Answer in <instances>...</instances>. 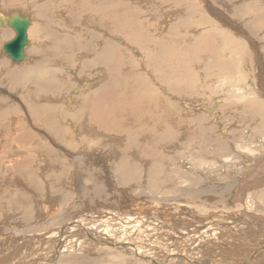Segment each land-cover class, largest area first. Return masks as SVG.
<instances>
[{"label": "rangeland", "instance_id": "rangeland-1", "mask_svg": "<svg viewBox=\"0 0 264 264\" xmlns=\"http://www.w3.org/2000/svg\"><path fill=\"white\" fill-rule=\"evenodd\" d=\"M92 1L89 0L88 5L84 6L81 0H0V18L3 15L17 12L22 16H29L31 19L27 30L29 31L30 46L25 47V60L21 63H13L4 54L2 47L6 41L8 42L13 37V31L6 23L5 27L0 26V234L2 233L0 236L7 237L6 244L11 242L9 236L14 237L18 234L20 236L22 231L21 236L26 232L29 234L30 225H35L37 230L50 228L52 218L48 217V213L60 216L59 223L55 221L53 225L56 226L65 220H72L76 214L89 211L88 214L91 217L96 216V220L92 221L95 228L102 227L104 232L116 234L115 237L124 235V239L133 244L146 233H155L149 231L154 228L151 224L155 219L163 217L167 221L169 220L168 225L171 231L163 228L166 223L161 221V227L156 232L157 234L151 237L155 240L157 236L162 238L157 239L161 244L156 245V254L157 251L164 250V247H172L171 242L176 240L173 242V248H177L178 252L184 250L183 252L192 260L196 261L200 259L199 257H205L203 254L210 255L208 258L217 257L219 259L221 257L218 255L224 253V250L227 252V249L231 248L230 244L234 247L238 245V236L235 237L238 234L237 216L240 212L238 200L235 197L238 184L247 177V174L257 169L258 165L261 166V161L264 159V96L256 93L259 89L258 84L263 81L262 75H264V0H120L126 5L125 8L120 9L123 17L134 20L132 26L137 30L140 24L141 40L145 42L144 44L138 43L140 46L134 45L126 36L113 32L109 23H104L102 28L92 22L89 12ZM115 1L117 0H110L112 6H115ZM128 6L130 8L127 10ZM143 6L145 7L143 8ZM117 8L119 10V7ZM113 9L115 10V8ZM259 16L261 20L258 18ZM160 25L164 27L160 28ZM222 33L224 38H221ZM230 33L233 34L235 40L232 36L231 39ZM219 36L226 43L225 46L220 44L222 41L218 39ZM226 38L228 42H226ZM103 44L119 47L122 53L118 58L122 61L120 66L124 71H130L128 74H117L112 69V80L114 82L122 81L123 76L128 81L129 87L126 88L128 95L131 94L140 101L139 108L143 113L156 114L157 116L161 112L164 117L169 116V125L176 126L177 130L174 128L173 131L177 132L176 135L180 140L160 137L166 131L159 127L157 129L158 136L149 138V134L144 132L138 138L136 147H133L128 145L126 136L123 134L101 133L102 135H100L92 133L94 131L90 125L80 124L85 115L80 116L78 122L72 118V115L79 112L77 110L81 103L80 97L86 99V103L94 104L87 99V95L110 83L106 69L110 66L114 68L116 62L113 54L107 62L104 61L106 54L102 51ZM237 44L246 46L243 52L239 50L240 56H238V50L234 49ZM223 46L224 48H222ZM247 48H249L248 51ZM102 60L105 64H102ZM157 60L159 64L156 63ZM35 66L37 68H34ZM183 66L184 68H182ZM86 82L91 83L90 87L92 88H86ZM249 84L256 88V92H254L255 89L252 90L249 87ZM222 86L225 87L222 88ZM77 88L80 92H73ZM224 88L226 89L224 90ZM68 98L71 99L73 105L67 102ZM218 99L223 102L216 103ZM159 100L164 102L160 103ZM194 105H197L196 108ZM49 107L53 115H58L55 118L58 117L59 123L61 120L60 126L71 133V136H67V142L74 146H67L66 141L64 144L60 139L55 140L49 134L51 133L47 130L49 117L46 118L50 114H46ZM152 110H155V113ZM163 113H167L166 116ZM252 113L259 118L251 119ZM65 115L68 116L66 120H64ZM245 115L250 117L246 119ZM34 116L38 117L36 120L43 121H36ZM14 119L16 120L14 121ZM84 120L87 119L84 118ZM249 122L252 123L249 124ZM85 126L88 128V130L86 129L88 133L78 136V132ZM153 126L147 127L148 130ZM26 132L29 133L28 136L35 137L37 142H33L34 138L32 140L28 137L24 138L23 135ZM114 138L119 139L118 143L113 141ZM183 139L184 143L181 141ZM104 143L106 144L104 145ZM34 144L51 147V150L60 153L59 155L54 152L59 158H55L53 155L50 159L43 154L39 155L41 160L35 158L34 154L38 152L35 150ZM133 148L134 150H132ZM148 149L154 152L155 164H152L149 155L142 154L143 150L147 152ZM124 150L129 151V157L131 156L128 159L129 162L139 166L136 170L135 167L131 170L128 179H126L128 176L125 177L124 173L117 169V163ZM72 153L77 156L80 154L77 158L81 159L73 162ZM29 155L35 158L34 161L32 160L33 163L28 160ZM160 158L163 162L160 161ZM89 159L92 161L90 165ZM63 162L66 164L65 169H63ZM67 162L71 164L67 166ZM77 164L80 165L78 167L84 168V172L79 173L82 177L81 181L77 178L78 173L75 171ZM189 164L190 166H188ZM118 173L122 176H119ZM143 173L146 177H143ZM137 175L138 179L141 176L145 179H140L143 180L140 181L134 177ZM152 175L154 177H151ZM87 178L98 181V188H102L101 194L91 193L86 198L80 197L79 189L81 187L92 192L91 182ZM151 178L155 179L150 181ZM145 180L152 182L151 184L155 187L158 186V191L152 189L154 186H150V183H146ZM154 181L155 183H153ZM148 183L149 185L146 187L145 185ZM247 189L249 191L245 190V194L263 190L262 186L261 188L248 186ZM19 194L27 196L29 200L18 199ZM12 199L23 205L25 209L23 208L21 211L13 203L8 205V200ZM259 210L261 207H255V211ZM246 212L251 213L249 209H246ZM193 214L197 216L196 219L193 218ZM248 215L253 217L251 214ZM216 216H218L220 224L216 223L215 219H211ZM255 217L260 218V216ZM147 218H150L151 222V224H147L149 229L146 227ZM103 220L104 222H102ZM255 220L253 223L258 229L262 225L259 224L258 219L255 218ZM156 223L154 222V225ZM221 226H226L224 229L222 227V232L219 228ZM229 227L231 229H227ZM233 229L236 230L232 231ZM37 230L33 229L31 232H38ZM228 230L231 231L228 232ZM215 231L222 234L216 233L218 236H210ZM167 234H170L169 237ZM187 234L197 237L202 234L204 236L203 243L195 242L194 240L197 238L188 240ZM260 235L263 237V232ZM260 235L255 239V244L257 243V246L254 244L253 247L255 250L261 243H264V237L262 238ZM223 236L228 240L222 246L223 243L220 240L216 242V240ZM170 238L172 240L166 241ZM210 242L220 243L221 250L214 248L212 246L214 244ZM228 242L230 243L228 244ZM1 246L2 244H0V248H2ZM72 247L71 255L64 253L62 260L66 257L70 260L73 258L71 256H81V258L85 257L86 264H102L104 261H106L105 264H132L126 258L129 256L125 253L118 257L120 254L117 256L112 250L100 248L99 251L98 248L97 251L96 248L86 247L83 242L82 246L76 242ZM183 247L184 249H182ZM77 248L79 252L74 251L78 250ZM185 248L189 250H185ZM22 250L21 248L20 253ZM105 251L107 252L105 253ZM102 252L103 254H101ZM42 253L45 254L43 257L51 259L49 257L52 254L51 249L43 250ZM243 254L248 255V251ZM172 257V255L169 256V258ZM109 259L110 261H108ZM219 263L226 264L224 260L223 262L219 260ZM134 264L137 263L134 262Z\"/></svg>", "mask_w": 264, "mask_h": 264}, {"label": "bare ground", "instance_id": "bare-ground-1", "mask_svg": "<svg viewBox=\"0 0 264 264\" xmlns=\"http://www.w3.org/2000/svg\"><path fill=\"white\" fill-rule=\"evenodd\" d=\"M18 1V0H17ZM27 1V0H26ZM48 1V0H47ZM82 1V5L86 6L88 5L89 3V0H81ZM132 1V0H131ZM136 1V0H135ZM207 1V0H206ZM24 2V1H23ZM22 2V3H23ZM126 2V1H125ZM35 3V2H34ZM48 3V2H47ZM128 3V2H127ZM3 4V3H2ZM1 4V5H2ZM16 4V3H15ZM20 4V3H19ZM115 6H112V3H110V0H93L92 1V6H90L89 8V12H90V16H91V21L92 22H95L97 25H99L100 27L103 26L104 23H109L113 29V32L117 33L118 35H124L126 36L130 41L133 42V44L135 45H138L140 46L139 44H144L145 42L143 40H141V37L140 36V24H139V29L137 30L136 28H134L132 25L134 23V20H132L131 18H124L123 17V13L122 11H120L121 8H125V4L120 1V0H117L115 1ZM192 4V3H191ZM6 5V4H5ZM18 5V4H17ZM39 5V4H38ZM1 7V6H0ZM19 7V6H18ZM119 7V10L118 8ZM141 7V6H140ZM145 6H143L144 8ZM260 7V6H259ZM30 8V7H29ZM40 8V7H38ZM115 8V10L113 9ZM130 7L128 6L126 9L128 10ZM8 9V8H7ZM17 9V8H16ZM255 9V8H254ZM33 10V9H31ZM35 10V9H34ZM37 10V9H36ZM35 10V11H36ZM260 10V9H259ZM3 11V9H2ZM18 11V10H17ZM83 11V10H82ZM125 11V10H124ZM5 12V11H4ZM9 12V11H8ZM84 12V11H83ZM146 12V11H145ZM2 13V12H1ZM33 13V12H32ZM11 14V13H10ZM264 14V13H263ZM219 15V14H218ZM6 16V15H4ZM221 16H222V13H221ZM256 16V15H255ZM264 16V15H263ZM129 17V16H128ZM140 17V16H139ZM218 17V16H217ZM223 17V16H222ZM34 18V17H33ZM32 18V20H33ZM151 18V17H150ZM260 19V16L258 17ZM217 19V18H216ZM227 19V18H226ZM31 20V19H30ZM223 20V19H221ZM261 20V19H260ZM220 21V20H219ZM224 21H227V20H224ZM259 21V20H258ZM6 22H4V25H5ZM212 23V22H211ZM222 23V22H221ZM223 24V23H222ZM229 24V23H227ZM178 25V24H177ZM6 26V25H5ZM4 26V27H5ZM163 25H160L159 27L161 28ZM227 26V25H225ZM164 27V26H163ZM193 27V26H192ZM228 27V26H227ZM230 27V26H229ZM103 28V27H102ZM232 28V27H231ZM94 29V28H93ZM163 29V28H162ZM5 30V29H4ZM177 30V28H176ZM181 30V29H180ZM229 30V29H228ZM233 30V29H232ZM172 31V30H171ZM219 31V30H218ZM221 31V30H220ZM208 32V31H207ZM222 32V31H221ZM180 33V32H179ZM226 33V32H225ZM220 34V33H219ZM227 34V33H226ZM11 35V34H10ZM12 35L14 36V32L12 33ZM104 35V34H103ZM198 35V34H197ZM201 35V34H200ZM204 35V34H203ZM209 35V34H208ZM228 35H229V32H228ZM233 35V34H232ZM231 33H230V37L232 36ZM239 35V34H238ZM212 36V35H211ZM223 36V33L221 35V38H224L222 37ZM200 37V36H199ZM233 37V36H232ZM231 37V39H232ZM13 38V37H12ZM11 38V39H12ZM27 38H28V42H29V31H27ZM120 38V37H119ZM118 38V39H119ZM198 38V37H197ZM220 36H219V40H221ZM234 38V37H233ZM261 38V37H260ZM10 39V40H11ZM113 40V39H112ZM198 40V39H197ZM225 40H227L226 42H228V39L226 38ZM235 40V38H234ZM239 40V41H238ZM236 41L240 42V39H238ZM222 41V40H221ZM224 41V40H223ZM222 41V43L220 42V44H225ZM250 41V40H249ZM7 42V41H6ZM104 42V41H103ZM233 43H238V42H235V41H232ZM242 42V40H241ZM246 43V41H244ZM251 42V41H250ZM264 42V41H263ZM102 43V42H100ZM106 43V42H105ZM139 43V44H138ZM216 43V42H215ZM230 43V42H229ZM5 44V43H4ZM119 44V43H118ZM197 44V43H196ZM199 44V43H198ZM228 44V43H227ZM232 44V43H231ZM241 44V43H239ZM237 44V46L234 47V49L238 50V56H240V51L243 52L244 49H246L244 45H239ZM253 44V43H252ZM104 47L102 49V51L106 54V59H104V61L107 62V60H109L113 54L114 58H115V62H116V65L114 68H111L108 67L107 70V75L110 77V83L103 86L102 88L98 89V90H93L94 92L93 93H89L87 95V99H89V101H92L94 104L92 103H86V99H81L80 97V105L78 107V110L79 111L76 115H72V118L75 119V121L78 122V120H80V116H84L82 121L80 122V124H88L92 127V133H96V134H100L102 135L101 133H106L107 135L109 134H115V135H121L123 134L124 136H126V139H127V143L128 145H132L133 147H136V144H137V141H138V138L140 136L143 135L144 132H147L149 134V138L150 137H155V135H157V129L159 127L163 128L166 133L162 134L160 137H163V138H171L172 139H176L178 140L179 137H177L175 131H173V129L175 128L176 129V126L172 127L169 125L170 121L168 120V117H164L162 115L161 112L160 115L156 116L153 115V114H145L143 113V111H141V109L139 108L141 105H139L140 101L136 100L134 96H131L128 95V91L126 88L129 87V84H128V81L122 76L121 80L122 81H116L114 82L111 78V73L113 72V70H115V72H117V74H128V72L130 73V71H127L126 70L124 71L123 68H121L122 66H120V63L122 62L119 58V56H121V49L119 47H115V46H108L106 44H103ZM122 45V44H121ZM181 45V44H180ZM201 45V43H200ZM230 45V44H229ZM254 45V44H253ZM30 46V42H29V45ZM123 46V45H122ZM194 46H195V43H194ZM193 46V47H194ZM224 46L222 48H224ZM227 46V45H226ZM242 46V47H241ZM191 47V46H190ZM196 47V46H195ZM27 48V47H26ZM26 48H24V54H26ZM130 48V47H129ZM192 48V47H191ZM200 48V47H199ZM221 48V47H220ZM144 49V48H143ZM142 49V50H143ZM147 49V48H146ZM229 49V48H228ZM233 49V48H232ZM249 48H247V51H248ZM149 50V49H148ZM182 50V49H181ZM203 50V49H202ZM240 50V51H239ZM154 52V51H153ZM161 52V51H160ZM174 52V51H172ZM180 52V51H179ZM216 52V51H215ZM246 52V51H245ZM155 53V52H154ZM153 53V54H154ZM165 53V52H164ZM166 53H169V52H166ZM177 53V52H176ZM141 54V53H140ZM146 54V53H145ZM144 54V55H145ZM170 54H173V53H170ZM179 54V53H178ZM237 54V53H236ZM162 55V54H160ZM165 55V54H164ZM197 55V54H196ZM260 55V54H259ZM258 55V56H259ZM80 56V55H79ZM159 56V55H158ZM183 56V55H182ZM235 56V54H234ZM237 56V57H238ZM84 57V56H83ZM160 57V56H159ZM174 57V56H173ZM136 58V57H135ZM167 58V57H166ZM178 58V57H177ZM233 58V57H232ZM138 59V57H137ZM146 60V59H145ZM159 60V59H158ZM157 60L156 63H158L159 61ZM161 60V58H160ZM102 60V64H105ZM140 61V60H139ZM143 61V59H142ZM177 61V60H176ZM220 62V60H219ZM149 64V62H147ZM155 63V62H154ZM153 63V64H154ZM155 63V64H156ZM184 63V62H183ZM152 64V63H151ZM159 64V63H158ZM174 64V62H173ZM211 64L212 61H211ZM215 64V63H214ZM147 65V64H146ZM164 65V64H163ZM34 68H37V66H35ZM176 68V67H175ZM184 68V66L182 67ZM187 68V67H186ZM113 69V70H112ZM38 70V69H36ZM154 70V69H153ZM180 70V68H179ZM157 71V70H156ZM168 71V70H167ZM170 71V70H169ZM104 72V71H102ZM147 73V71H146ZM175 73V72H174ZM24 74V73H23ZM27 76V74H25ZM106 75V74H105ZM147 75V74H146ZM176 75V74H175ZM29 77V75L27 76ZM117 77H120V76H117ZM160 77V76H159ZM168 78V77H167ZM101 79V78H100ZM115 79V78H114ZM161 79V78H160ZM262 79H263V84H258V90L256 92V88H254L253 85L249 84V87L252 88V90H254V92L256 93H259L258 95L260 96H264V75H262ZM218 80V79H217ZM33 81V80H32ZM31 81V82H32ZM169 81V80H167ZM178 82V81H177ZM89 82H86L85 83V86L86 88L87 87H90L91 83L88 84ZM99 84V83H98ZM75 86V85H74ZM198 86L200 87V85L198 84ZM202 86V85H201ZM121 87V88H119ZM198 87V88H199ZM217 87V86H216ZM225 87V86H222V88ZM92 88V87H90ZM96 88V87H95ZM94 88V89H95ZM115 88H118V89H114ZM201 88V87H200ZM203 88V87H202ZM221 88V87H220ZM227 88V87H226ZM224 88V90L226 89ZM44 89V88H43ZM89 89V88H88ZM219 89V88H218ZM78 91V88L75 89ZM162 90V89H160ZM228 90V89H227ZM226 90V91H227ZM76 91V93H77ZM82 91V90H81ZM203 91V90H202ZM220 92V90H218ZM223 91V90H222ZM221 91V92H222ZM230 91V89H229ZM250 91V90H249ZM80 92V90L78 91ZM86 93V92H85ZM224 93V92H222ZM83 94V93H82ZM79 95H81L79 93ZM225 95V94H224ZM41 97V96H39ZM229 97V96H228ZM41 99V98H40ZM57 99V98H56ZM233 99V98H232ZM161 100H159L160 102ZM219 103H222L223 101H221V99H218L217 100ZM67 102H69L70 104H72V101L70 98L67 99ZM155 102V101H154ZM164 102V101H163ZM163 102H160V103H163ZM247 102V101H246ZM44 103V102H43ZM239 103V102H238ZM155 104V103H153ZM159 104V103H158ZM73 105V104H72ZM145 105V104H143ZM152 105V104H151ZM240 105V104H239ZM252 105V104H251ZM255 105V104H254ZM197 106V105H196ZM196 106L194 105V107L196 108ZM247 106V104H246ZM67 107V106H66ZM164 107V106H163ZM241 107V106H240ZM54 108V107H53ZM142 108V107H141ZM159 108V107H158ZM223 108V107H222ZM242 108V107H241ZM47 109V108H45ZM49 111L46 113L49 117V124H48V132H51L49 134L52 135V137L55 139V140H61L64 144H65V141H66V145L67 146H74L73 144L71 143H68V135L71 136V133L67 132V130H65L64 128H62L60 126V123H61V120H60V123L58 122L57 118H55V116H58V115H53V113L51 112L52 110H50V107L48 108ZM68 109V108H67ZM152 109V108H151ZM157 109V108H156ZM160 109V108H159ZM162 106H161V110H162ZM254 109V108H253ZM256 109V108H255ZM264 109V108H263ZM54 110V109H53ZM236 110V108H235ZM56 112V110H54ZM53 111V112H54ZM153 111V110H152ZM160 111V110H159ZM244 111V109H243ZM164 112V111H163ZM153 113H155V110L153 111ZM243 113V112H242ZM251 113V112H250ZM256 113L257 110H256ZM164 114V113H163ZM167 114V113H166ZM166 114H164L166 116ZM169 114V113H168ZM202 114V113H201ZM63 115V114H62ZM162 115V116H161ZM199 115V114H198ZM241 115V114H240ZM171 116V115H170ZM246 116V115H245ZM36 117V116H34ZM33 117V118H34ZM198 117H201V116H198ZM250 117V116H248ZM246 116V119L248 118ZM262 117V116H261ZM2 118V117H1ZM5 118V116H4ZM12 118V117H11ZM38 117L34 118L35 120L37 119ZM46 118H43V119H46ZM68 118L67 115H65L64 117V120H66ZM87 119L86 121L84 120ZM203 118V117H202ZM253 118H259L256 114L253 115L252 113V117L251 119ZM13 119V118H12ZM170 119V118H169ZM186 119V118H184ZM245 119V118H244ZM2 120V119H1ZM16 119H14L15 121ZM62 120H63V116H62ZM172 120V119H171ZM197 120V118H196ZM249 120V119H248ZM10 121V120H9ZM28 121V120H27ZM36 121H43L41 119L39 120H36ZM45 121V120H44ZM47 121V120H46ZM194 122V120H192ZM203 121V120H202ZM247 121V120H246ZM246 121H245V124H246ZM256 121V120H255ZM7 123H9L8 121H6ZM13 122V121H12ZM172 122V121H171ZM185 122V121H184ZM192 122V124L194 125V123ZM243 122V121H242ZM248 122V121H247ZM16 123V122H15ZM64 123V122H62ZM197 123V122H196ZM252 123V122H249V124ZM256 123V122H255ZM253 123V124H255ZM264 123V122H263ZM13 124V123H12ZM40 124V123H39ZM8 125V124H7ZM15 125V124H14ZM41 125V124H40ZM153 126L151 129L147 127H150V126ZM181 125V123H180ZM183 125V124H182ZM186 125V124H185ZM183 125V126H185ZM190 125V124H189ZM205 125H207L205 123ZM204 125V126H205ZM252 125V124H251ZM64 126V124H63ZM66 126V125H65ZM253 126V125H252ZM4 127V126H3ZM14 127V126H13ZM35 127V126H34ZM79 127V126H78ZM179 127V126H178ZM177 127V128H178ZM194 127V126H193ZM207 127V126H205ZM7 128V127H6ZM36 128V127H35ZM62 128V129H61ZM71 128V127H70ZM99 128V129H98ZM183 128V127H182ZM185 128V127H184ZM183 128V129H184ZM188 128V127H187ZM190 128V127H189ZM258 128V127H257ZM34 129V128H33ZM86 129L88 130L87 126L83 127L79 132H78V136H82L83 134H86L88 132H86ZM162 129V130H163ZM192 131H193V128H191ZM1 130V129H0ZM9 130V129H8ZM76 130V129H75ZM74 130V131H75ZM177 130V129H176ZM181 130V129H179ZM189 130V129H188ZM10 131V130H9ZM42 131V130H41ZM133 131H135V133H133ZM168 131V133H167ZM187 131V129H186ZM185 131V132H186ZM201 131V130H200ZM249 131V130H247ZM256 131V130H255ZM7 132V131H6ZM175 132V133H174ZM191 132V131H190ZM204 132V131H203ZM208 132V130H207ZM220 132L222 134H224V132L222 130H220ZM5 133V132H4ZM90 133V131H89ZM188 133V132H186ZM201 133V132H200ZM209 133V132H208ZM207 133V134H208ZM249 133V132H248ZM22 134V133H21ZM29 133L26 132L24 136L25 137H28L30 138L31 140L34 138L33 142L36 143L37 140L35 139V137L33 136H28ZM39 134V133H38ZM210 134V133H209ZM208 134V135H209ZM50 135V136H51ZM73 135V134H72ZM76 135V136H77ZM93 135V134H92ZM99 135V136H100ZM187 135V134H185ZM17 136V135H16ZM22 136V137H23ZM105 136V135H104ZM158 136V135H157ZM21 137V135H20ZM51 137V138H52ZM63 139H62V138ZM67 137V138H66ZM186 137V136H184ZM190 137V136H189ZM198 137V136H197ZM201 137V136H200ZM207 137V136H206ZM209 137V136H208ZM263 137V136H262ZM72 138V137H71ZM111 138V137H110ZM113 138V137H112ZM158 138V137H157ZM178 138V139H177ZM211 138V137H210ZM244 138V137H243ZM257 138V136H256ZM46 139V138H45ZM44 139V140H45ZM48 139V138H47ZM160 139V138H159ZM200 139V138H199ZM202 139V138H201ZM212 139V138H211ZM258 139V138H257ZM264 139V138H263ZM79 140V139H78ZM94 140V139H93ZM150 140V139H149ZM180 140V139H179ZM189 140V139H188ZM204 140V139H203ZM207 140V139H206ZM251 140V139H250ZM73 141V139H72ZM80 141V140H79ZM113 141H116L118 143L119 139L117 138H114ZM164 141V140H162ZM183 141L184 143V139L181 140ZM180 141V143H181ZM219 141V140H218ZM247 141V140H246ZM249 141V140H248ZM52 142V141H50ZM57 142V141H56ZM179 142V141H178ZM186 142V141H185ZM192 142V140H191ZM213 142V141H212ZM220 142V141H219ZM250 142V141H249ZM259 142V141H258ZM59 143V141H58ZM57 143V144H58ZM99 143V142H98ZM102 143V142H101ZM188 143V142H187ZM210 143V142H209ZM239 143V142H238ZM237 143V144H238ZM264 143V142H263ZM41 144V143H40ZM106 143H104L105 145ZM182 144V143H181ZM236 144V145H237ZM255 144V142H254ZM260 144V143H259ZM19 145V144H18ZM29 145V144H27ZM33 145V144H32ZM35 145V144H34ZM124 145V144H123ZM183 145V144H182ZM217 145V143H216ZM232 145V144H231ZM118 146V145H117ZM180 146V144H179ZM32 147V146H31ZM108 147V146H107ZM111 147V146H110ZM109 147V148H110ZM153 147V146H152ZM163 147V146H162ZM183 147V146H182ZM181 147V148H182ZM217 147V146H216ZM215 147V148H216ZM261 147V146H260ZM264 147V146H263ZM35 150L38 152L37 154H34L35 155V158H38L39 160L40 157L39 155L40 154H43L45 157L47 158H50L52 159V156L54 155L55 158H59L58 155H56L54 152L58 153L56 150H51L49 147L47 146H37L35 145L34 146ZM60 148V147H59ZM62 148V147H61ZM108 148V149H109ZM119 148V146H118ZM124 148V147H123ZM129 148V146H128ZM158 148V147H156ZM180 148V147H179ZM207 148V147H206ZM228 148V147H227ZM17 149V148H16ZM58 149V148H56ZM68 149V148H66ZM106 149V148H105ZM116 149V148H115ZM125 149V148H124ZM130 149V148H129ZM153 149V148H151ZM151 149H148L149 151L146 152V150H143V153L141 151L142 154H146V155H149L151 160H152V164H155L154 163V152L151 151ZM234 149V148H233ZM236 149V148H235ZM92 150V149H91ZM94 150V149H93ZM101 150V148H100ZM127 150V149H126ZM134 150V148L132 149ZM210 150V149H209ZM218 150V149H216ZM229 150V149H228ZM20 151V150H19ZM33 151V150H32ZM59 151V149H58ZM85 151V149H84ZM113 151H114V147H113ZM187 151V149H186ZM198 151V149H197ZM205 151V149H204ZM215 151V150H214ZM18 152V151H17ZM60 152V151H59ZM67 152V151H66ZM82 152V151H81ZM80 152V154H81ZM102 152V151H101ZM117 152V151H116ZM129 151H122L121 153V159L120 161H118V171L124 173L126 179L129 178V176L131 175V170L135 167V170L137 168H139V166H135L133 164H131L129 162ZM136 152V151H134ZM138 152V151H137ZM237 152V151H235ZM27 153V152H26ZM69 153V152H68ZM207 153V152H206ZM219 153V152H218ZM60 155V153H58ZM79 154V155H80ZM110 154V153H108ZM157 154V153H156ZM181 154V152H180ZM33 155V154H31ZM29 155L28 157V160L30 162H32V160L34 161L35 158H32V156ZM78 155V156H79ZM90 155V154H88ZM107 155V154H106ZM158 155V154H157ZM201 155V154H200ZM203 155V154H202ZM77 155L73 154L72 153V159H73V162H76L78 160H80L81 158H77L78 157ZM92 156V155H91ZM148 156V157H149ZM146 157V156H145ZM221 157V156H220ZM108 158V156H107ZM49 159V160H50ZM67 159V158H66ZM132 159V158H131ZM159 159V158H158ZM157 159V160H158ZM48 160V159H46ZM138 160V159H137ZM156 160V159H155ZM140 161V160H139ZM160 161L163 162L160 158ZM159 161V163H160ZM183 161V160H182ZM181 161V162H182ZM24 162V161H23ZM49 162V161H48ZM51 162V160H50ZM134 162V161H133ZM132 162V163H133ZM138 162V161H137ZM157 162V161H156ZM180 162V163H181ZM261 166L258 165V168L253 170L250 174H245L247 177L241 181L239 184H238V190H236L235 192V197L236 199L238 200V208L240 209V212H238V234L235 235V237L238 236V245L237 247H234L232 244L231 245V248L230 249H227V252H225V250L223 251L224 253H220L218 256L221 257L219 259H217V257H214V258H208L210 255L208 254H203L205 255L202 256V257H199L200 259L197 261L195 260H192L190 258H188V256L183 252H178V249L177 248H173V242H176V240L172 241L171 244H172V247L168 246V247H164V250H161L160 252L163 253V254H159L160 252L157 251V254H156V248H157V244H161L158 242L157 239H162L161 237H158L157 236V243H155V239L154 238H151L152 236H155L158 232V229H160L161 227V221L162 223H166L163 225V228H167V230L169 229L170 230V227L168 225V222L169 220L167 221L165 218L163 217H159V219H155L154 222H158L156 223V225H154V222L151 224L150 222V218H147L146 219V225L147 224H151V226H153V230H150L149 229V225H147V229H149L150 232H155V233H152V234H149V233H146L145 235H143L142 237H140L139 241H135V243L131 244L129 243L126 239H124V235L121 236V237H115L116 234L114 233H106L104 232L101 228L102 227H97L95 228L92 223L93 220H96V216L94 217H91L90 214L84 213L83 214H76V216H73L72 220H65V222H63L61 224H56V226H53L55 224V221L58 222V219L60 218L59 215H54L53 213H48V217L49 218H52L51 222H52V225L50 228H47V229H42V230H37L35 229V225H30L28 229V233H24L26 234L25 236H21V233L23 232H18L20 233V236H16L14 235V237H8L11 242L9 243H6V239L7 237H1L0 236V240L2 238V240L0 241V244H2V248H0V264H86L87 261L85 260V257H74V256H71L73 258H70V260L67 259V257L62 260V256L64 255V253H69V256L71 255L70 251L71 248H73L72 246L77 242L78 245H81L82 246V242L83 244H86V247H89L91 249H95L97 250L99 248V251H100V248L101 249H105V250H112L114 252V254H117L118 257L124 255L123 253L127 254L129 256V258L126 256V258L129 260L130 263L134 264L137 263V264H221L219 263V260H221L223 262V260L225 261L226 264H264V243H261V245L259 247H256V250L255 248L253 249L254 247V244H255V239L258 238V236L263 232L264 234V159L263 161H261ZM33 163V162H32ZM44 163V162H43ZM90 163H92V161L89 159V165ZM100 163V162H99ZM142 163V162H141ZM150 163V162H149ZM168 163V162H167ZM71 164L70 162H67V166ZM79 164V163H78ZM76 165L75 167V171L78 173L77 174V178L79 179V181L82 180V177L80 176L79 173H82L84 172V168H81V167H78L80 165ZM84 164V163H83ZM115 164V165H117ZM140 164V163H138ZM163 164V163H162ZM166 164V163H164ZM163 164V165H164ZM23 166H25L24 164H22ZM55 165V163H54ZM57 165V164H56ZM150 165V164H149ZM161 165V163H160ZM159 165V166H160ZM66 166V164H64L63 162V169H65L64 167ZM82 166V165H81ZM144 164H143V168H144ZM187 166V165H186ZM190 166V164L188 165ZM27 167V166H25ZM111 167V166H110ZM141 167V166H140ZM148 167V166H147ZM145 167V168H147ZM67 168V167H66ZM161 168V167H160ZM166 168V167H165ZM191 168V167H190ZM27 169V168H26ZM86 169L88 170V167H86ZM90 169V168H89ZM105 169V168H104ZM110 169V168H109ZM141 169V168H140ZM148 169V168H147ZM150 169V167H149ZM151 169H152V166H151ZM158 169V168H157ZM19 171V169H17ZM135 170H134V173H135ZM146 170V169H144ZM159 170V169H158ZM161 170V169H160ZM141 171V170H140ZM139 171V172H140ZM143 171V170H142ZM148 171V170H147ZM155 171V170H154ZM87 172V171H86ZM92 172V171H90ZM138 172V171H137ZM162 172V171H161ZM26 173V172H25ZM36 173V172H35ZM97 173V172H96ZM105 173V171H104ZM141 173V172H140ZM147 173V172H146ZM150 173H153V172H150ZM168 173V172H167ZM205 173V172H204ZM33 174V173H32ZM89 174V172H88ZM119 174V173H118ZM130 174V175H128ZM159 174V173H158ZM158 174H156L158 176ZM26 175V174H25ZM97 175V174H96ZM121 174H119L120 176ZM143 177L145 176L144 173L142 174ZM148 175V174H147ZM151 175V174H150ZM160 175V174H159ZM162 175V174H161ZM165 175V174H164ZM90 176V175H89ZM118 176V177H119ZM122 176V175H121ZM261 176V177H260ZM135 178L138 179V175L137 177L134 176ZM143 177L141 176L140 179H143ZM146 177V176H145ZM148 177V176H147ZM150 177V176H149ZM151 177H154L153 175ZM156 177V176H155ZM34 178V177H33ZM112 178V177H110ZM123 178V177H122ZM133 178V177H132ZM134 178V179H135ZM174 178V177H173ZM125 179V178H124ZM138 179V180H140ZM145 179V178H144ZM143 179V180H144ZM152 179V180H151ZM150 181H153L154 179L151 178ZM175 179V178H174ZM173 179V180H174ZM177 179V178H176ZM46 180V179H45ZM88 181L91 182V187L90 189L92 190V192L90 190H85L84 188H80L79 189V194H80V197H85L88 195V194H101V189L98 188V181H94L93 179H88ZM143 180H140V181H143ZM163 180V179H162ZM138 181V182H140ZM146 183L150 181H147L145 180ZM177 181V180H176ZM252 182V183H250ZM145 183V182H144ZM149 183L147 185H145L146 187H148ZM152 183V182H151ZM150 183V186L152 185ZM155 183V181L153 182ZM174 183V182H172ZM159 185V183H158ZM173 185V184H172ZM101 186V185H100ZM136 186V185H135ZM150 186H149V189H150ZM154 186V185H152ZM162 186V185H161ZM248 186H252V187H260L262 186V189L261 191H254V192H251V193H247L245 194V190L247 191V187ZM103 187V186H102ZM169 187V186H168ZM158 186H154L152 189H155L158 191ZM256 189V188H254ZM148 190V188H147ZM154 190V191H155ZM161 190V189H160ZM163 190V189H162ZM153 191V192H154ZM249 191V190H248ZM153 192H150V193H153ZM158 193V192H157ZM156 194V192H155ZM158 195V194H157ZM156 195V196H157ZM160 195V194H159ZM11 196V195H10ZM11 198V197H10ZM18 199H27L29 200V198L25 195H21L19 194L18 195ZM235 199V200H236ZM2 200V199H1ZM4 201H6L4 199ZM3 201V202H4ZM61 201L63 202V200L61 199ZM1 203V202H0ZM8 205L9 203H13L14 206H17L18 209H20L22 211V209L24 208L23 205H21L19 202H16V201H13L12 200H8ZM3 204V203H2ZM1 204V205H2ZM64 204V203H63ZM62 205V204H61ZM60 205V207H61ZM261 207V210L259 211H255V207ZM59 207V208H60ZM3 208V207H2ZM64 208V207H63ZM25 209V208H24ZM62 209V208H61ZM246 209H249L251 211V213H247L246 212ZM50 210V208H49ZM52 212H53V209H52ZM190 213V212H189ZM188 213V214H189ZM172 214V213H171ZM192 214V213H191ZM235 215V213H233ZM248 214H251L253 215L250 216ZM256 214H259V215H256ZM170 215V214H169ZM72 216V215H71ZM255 216H260V218H257ZM69 217V216H68ZM175 218V217H174ZM193 218H197V216L195 214H193ZM218 216L216 217H212L211 219H215L216 223L220 224V221L217 219ZM258 219L259 220V224H261L262 226L261 227H258V229L255 228L254 226V221ZM66 219V218H64ZM160 220V221H159ZM166 220V221H165ZM178 220V219H177ZM27 221V220H26ZM171 221V220H170ZM237 221V220H236ZM104 222V220L102 221ZM27 223V222H26ZM59 223V222H58ZM107 223V222H105ZM188 223V222H187ZM186 223V224H187ZM194 223V222H193ZM28 224V223H27ZM184 224V223H183ZM189 224V223H188ZM205 224V223H204ZM256 224V222H255ZM258 224V223H257ZM87 225H90V226H87ZM171 225V224H170ZM185 225V224H184ZM198 225V224H197ZM201 225V224H200ZM157 226V227H156ZM189 226V225H187ZM204 226V225H203ZM236 226V225H235ZM257 226V225H256ZM156 227V228H155ZM177 227V225H176ZM179 227V226H178ZM222 227L223 229L226 227L224 226H221L219 228H221V232H222ZM233 227V226H232ZM53 228V229H52ZM183 228V227H181ZM186 228V227H184ZM188 228V227H187ZM186 228V229H187ZM204 228V227H203ZM37 230L38 232H35V233H32L31 230ZM162 229V228H161ZM172 229V228H171ZM189 229V228H188ZM227 229H231V227L227 228ZM24 230V229H23ZM174 230V229H172ZM226 230V229H225ZM236 229H233L232 231H234ZM31 233H30V232ZM171 231V230H170ZM231 231V230H230ZM228 230V232H230ZM13 232V231H12ZM180 232V231H179ZM219 232V233H221ZM261 232V233H260ZM14 233V232H13ZM17 233V232H16ZM218 231H215V233L211 234L210 236H213L215 237L216 235L218 236ZM235 233V232H234ZM233 233V234H234ZM2 234V233H1ZM0 234V235H1ZM10 234V233H8ZM7 234V235H8ZM120 235H122L121 233H119ZM179 234V233H178ZM185 234V233H184ZM222 234V233H221ZM225 234V233H224ZM230 235V233H228ZM170 234H167V237H169ZM181 235V233H180ZM188 235V234H187ZM186 235V236H187ZM226 235V234H225ZM228 235V237H229ZM179 236V235H178ZM182 236V235H181ZM194 235V236H187V239L190 240V239H196L199 241H196L194 240L195 242H202V238L204 237L202 234L199 235L198 237ZM207 236V235H206ZM220 236V235H219ZM231 236H234V235H231ZM262 237V235H260ZM224 237V236H223ZM219 238L216 240V242H222V246L224 245V242L226 240H228V238H225L227 237V235L223 238ZM235 237L233 239H235ZM264 237V236H263ZM262 237V238H263ZM180 238V237H179ZM182 238V237H181ZM186 238V237H185ZM211 238V237H210ZM154 239V240H153ZM176 239V238H175ZM208 239V238H207ZM163 240H165L163 238ZM172 240V238L170 239H167L166 241H170ZM185 240V239H184ZM206 240V239H205ZM232 240V239H231ZM87 243H86V242ZM183 241V240H182ZM186 241V240H185ZM184 241V242H185ZM212 241V240H211ZM230 241V240H229ZM257 241V240H256ZM264 241V240H263ZM183 242V243H184ZM189 242V241H188ZM209 242V241H208ZM213 242H215V240H213ZM213 242H210V243H213ZM232 242V241H230ZM228 242V244L230 243ZM258 242V241H257ZM170 244V242H168ZM167 243V244H168ZM203 243V242H202ZM201 243V244H202ZM177 244V243H176ZM214 244V243H213ZM227 244V243H226ZM257 244V243H256ZM255 244V246H257ZM263 244V245H262ZM188 245V244H187ZM197 245V244H195ZM235 245V244H234ZM85 246V245H84ZM162 246V245H160ZM214 248H217L219 250H221V246H220V243L219 244H214L212 245ZM24 247V248H23ZM85 247V248H86ZM177 247V246H176ZM191 247V246H190ZM206 247V246H205ZM211 247V246H210ZM21 248L23 249L22 252L20 253L21 251ZM75 248V247H74ZM79 248V247H78ZM77 248V249H78ZM160 248V247H158ZM162 248V247H161ZM194 248V247H193ZM192 248V249H193ZM201 248V246H200ZM223 248V247H222ZM52 250V254L49 256L51 257V259H47L46 257H43V255L45 256V254H43V250ZM63 249V250H62ZM84 249V248H83ZM184 249V247L182 248ZM187 248H185L186 250ZM199 249V248H198ZM204 249V248H203ZM209 249V247H208ZM211 249V248H210ZM69 250V251H68ZM158 250V249H157ZM181 250V248H180ZM179 250V251H180ZM189 250V249H187ZM216 250V249H215ZM218 250V251H219ZM74 251H78L79 252V249L78 250H74ZM73 251V252H74ZM84 252L86 250H83ZM98 251V250H97ZM197 251V250H196ZM201 251V249H200ZM199 251V252H200ZM203 251V250H202ZM236 252V253H233V252ZM248 251V255H245L243 254L244 252ZM45 252V251H44ZM107 251H105L106 253ZM190 252V251H189ZM209 252L211 253V251L209 250ZM214 252V250H213ZM20 253V254H19ZM76 253V252H75ZM89 253V252H88ZM92 253V252H91ZM94 253V252H93ZM99 253V252H98ZM187 253V252H186ZM193 253V252H192ZM238 253V254H237ZM250 253V254H249ZM82 254V252H81ZM97 255V252L95 253ZM103 254V252L101 253ZM122 254V255H121ZM215 254V253H214ZM93 255V254H92ZM110 255V254H109ZM172 255L173 257L172 258H169V256ZM84 256V255H83ZM95 256V255H94ZM192 256V255H191ZM215 256V255H214ZM5 257V258H4ZM107 257V256H106ZM116 257V255H115ZM158 257V258H157ZM195 256L193 255V258ZM2 258H4V260H2ZM94 258V257H93ZM132 258V259H131ZM192 258V257H191ZM224 258V259H223ZM106 259V258H105ZM108 259V258H107ZM125 259V258H124ZM217 259V260H215ZM91 260V259H90ZM118 260V259H117ZM126 260V259H125ZM127 260V261H128ZM110 261V259L108 260ZM107 261V263H108ZM115 261V260H114ZM121 261V260H120ZM101 262V261H100ZM106 261H104L103 263L105 264ZM119 262V261H118ZM125 262V261H124ZM102 263V264H103ZM94 264V263H93ZM110 264V263H108ZM113 264V263H112ZM116 264V263H115ZM124 264V263H123Z\"/></svg>", "mask_w": 264, "mask_h": 264}, {"label": "water", "instance_id": "water-1", "mask_svg": "<svg viewBox=\"0 0 264 264\" xmlns=\"http://www.w3.org/2000/svg\"><path fill=\"white\" fill-rule=\"evenodd\" d=\"M4 22L12 29L14 36L3 45L2 50L13 63H21L25 60L24 48L29 45L27 30L31 22L30 17L13 12L9 15L1 16L0 26H4ZM76 91L77 90H74L73 92L76 93ZM217 102L218 101H216V103Z\"/></svg>", "mask_w": 264, "mask_h": 264}]
</instances>
